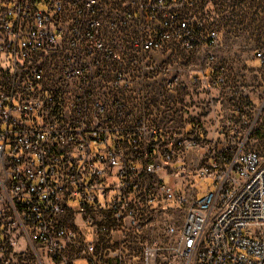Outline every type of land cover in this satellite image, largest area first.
Instances as JSON below:
<instances>
[{"label":"built area","instance_id":"1","mask_svg":"<svg viewBox=\"0 0 264 264\" xmlns=\"http://www.w3.org/2000/svg\"><path fill=\"white\" fill-rule=\"evenodd\" d=\"M222 7L0 0V264H264V154L248 146L264 46L260 83L231 91L224 148L162 130L154 107L185 83L179 61L221 45ZM193 177L210 181L199 197Z\"/></svg>","mask_w":264,"mask_h":264},{"label":"crops","instance_id":"2","mask_svg":"<svg viewBox=\"0 0 264 264\" xmlns=\"http://www.w3.org/2000/svg\"><path fill=\"white\" fill-rule=\"evenodd\" d=\"M208 49L199 48L190 60L179 61L172 72L180 73L185 83L171 92L160 94L159 102L154 107L162 130H169L186 137L197 130L203 141L221 149L224 147L221 125L234 113L231 91L242 82L250 85L260 83L261 68L254 58L243 62L244 64L236 62L230 72L224 68H215L209 65ZM194 75L199 77V82L191 86L189 80ZM220 75L226 77L228 88L224 89L222 84L217 82L216 78ZM234 123L238 127V122ZM202 152V149L199 152L197 150L189 152L186 157L176 160L173 167L178 168L183 162L194 160ZM170 180L177 186L181 184L179 176L171 177ZM193 181L195 194L199 197L204 189L199 191L195 177ZM125 251L127 255H131L135 249ZM80 261L90 264L86 259H81L75 264Z\"/></svg>","mask_w":264,"mask_h":264},{"label":"rangeland","instance_id":"3","mask_svg":"<svg viewBox=\"0 0 264 264\" xmlns=\"http://www.w3.org/2000/svg\"><path fill=\"white\" fill-rule=\"evenodd\" d=\"M224 1L230 7H222L215 10V13L212 14L222 25L221 45L215 48H209L208 50L209 55L213 54L214 56V62L211 65L217 68H224L230 72L233 70L236 62L244 64L243 62H246L250 58L255 59V50L261 45L264 46V0ZM241 9H243V12L248 13V19H245L243 24H241L240 17L237 16V18L235 16L237 12L241 13ZM261 87L262 85H257L253 89L255 95L258 94V96H261L262 92H264ZM258 101L256 100L253 103L256 109L259 106ZM254 108L251 109V112L246 113L251 121L256 115L255 112H257ZM248 146L260 150L264 154V109L259 113L253 124ZM195 182L198 184L197 189L199 191L207 188L210 183L209 180L200 181L198 178ZM170 216L174 217L177 223H180L185 216V209L171 211ZM77 264L88 263L86 261H80Z\"/></svg>","mask_w":264,"mask_h":264},{"label":"trees","instance_id":"4","mask_svg":"<svg viewBox=\"0 0 264 264\" xmlns=\"http://www.w3.org/2000/svg\"><path fill=\"white\" fill-rule=\"evenodd\" d=\"M218 10V9H217ZM234 11V10H233ZM241 11V13H239V12H237L236 14H235V16L237 17H240V19H241V24H243L244 22H245V19L247 20L248 19V13H245V12H243V9H241L240 10ZM257 16H258V14H256ZM233 16H234V14H233ZM237 17V18H238ZM240 21V20H239ZM262 34V33H261Z\"/></svg>","mask_w":264,"mask_h":264}]
</instances>
